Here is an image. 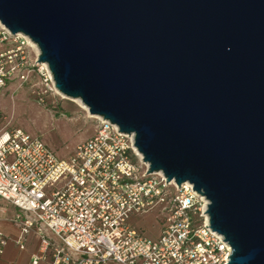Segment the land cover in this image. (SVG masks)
Returning <instances> with one entry per match:
<instances>
[{"label": "water", "instance_id": "obj_1", "mask_svg": "<svg viewBox=\"0 0 264 264\" xmlns=\"http://www.w3.org/2000/svg\"><path fill=\"white\" fill-rule=\"evenodd\" d=\"M0 21L149 173L207 199L227 264H264V0H0Z\"/></svg>", "mask_w": 264, "mask_h": 264}, {"label": "built area", "instance_id": "obj_2", "mask_svg": "<svg viewBox=\"0 0 264 264\" xmlns=\"http://www.w3.org/2000/svg\"><path fill=\"white\" fill-rule=\"evenodd\" d=\"M30 41L0 21V95L9 81L23 85L38 75L43 102L57 89L39 54L31 57ZM97 119L95 133L69 159L21 128H0V200L17 210V248L25 250L31 234L39 239L29 264H227L232 248L212 230L207 199L189 182L149 173L134 135ZM160 204L165 220L150 239L130 219ZM10 240L0 229V256Z\"/></svg>", "mask_w": 264, "mask_h": 264}, {"label": "rangeland", "instance_id": "obj_3", "mask_svg": "<svg viewBox=\"0 0 264 264\" xmlns=\"http://www.w3.org/2000/svg\"><path fill=\"white\" fill-rule=\"evenodd\" d=\"M39 53L34 49L33 56ZM46 86L38 75L20 85L14 81L5 87L0 95V128H21L34 137H39L61 158L69 159L77 145L93 135L99 125L97 118L91 117L81 104L64 98L57 91L47 93L40 100V93ZM16 212L9 210L3 222L12 221ZM165 213L163 204L142 215H133L130 223L142 231L146 237H159ZM3 230L2 226L0 228ZM19 237V229H15Z\"/></svg>", "mask_w": 264, "mask_h": 264}, {"label": "crops", "instance_id": "obj_4", "mask_svg": "<svg viewBox=\"0 0 264 264\" xmlns=\"http://www.w3.org/2000/svg\"><path fill=\"white\" fill-rule=\"evenodd\" d=\"M31 57H34L33 53H31ZM14 81L19 83L18 80H11L9 81V84ZM9 210L17 212L16 208L0 200V212H3L1 214L2 219L0 221V228L2 226V231L11 238L10 242L8 243L5 249L4 254L0 256V264H7L9 262H15L18 264H29L31 255L37 252L39 249V239L35 234H31L28 238L26 249L20 251L14 242V239L16 238L14 232L16 231L15 229L18 230L17 226L11 220H9V222H3V219L7 218ZM110 264L117 263L111 262Z\"/></svg>", "mask_w": 264, "mask_h": 264}, {"label": "bare ground", "instance_id": "obj_5", "mask_svg": "<svg viewBox=\"0 0 264 264\" xmlns=\"http://www.w3.org/2000/svg\"><path fill=\"white\" fill-rule=\"evenodd\" d=\"M30 42H31L32 46L35 48V50L37 51V53H39V50H38L37 46H36L32 41H30ZM44 65L46 66L45 63H44ZM56 91H57L58 94L62 95L64 98H68V99L75 100V101L79 102V103L81 104V107H83L86 111H88V113H89V115H90L91 117H94V118H98V117H99V116H96V115H92V114H90L88 107L85 106V105L82 103V101H81L80 99L70 98V97H68V96H65L64 94H62V93L59 92L58 90H56ZM138 154L141 156V153H139V151H138Z\"/></svg>", "mask_w": 264, "mask_h": 264}]
</instances>
